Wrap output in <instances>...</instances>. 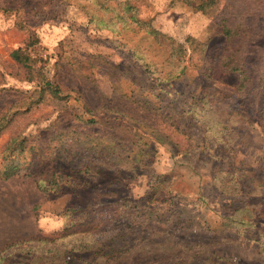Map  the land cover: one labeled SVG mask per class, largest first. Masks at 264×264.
Returning a JSON list of instances; mask_svg holds the SVG:
<instances>
[{
    "label": "rangeland",
    "instance_id": "obj_1",
    "mask_svg": "<svg viewBox=\"0 0 264 264\" xmlns=\"http://www.w3.org/2000/svg\"><path fill=\"white\" fill-rule=\"evenodd\" d=\"M125 1L143 25L120 17ZM202 1L0 0V117L13 116L0 155L19 137L26 162L47 156L74 168L66 150L81 133L131 147L133 124L111 123L115 112L150 131L148 146L142 140L124 153L136 158L144 148V163L103 167L94 188L68 183L53 193L25 173L0 176V264H264L262 99L256 88L243 95L237 73L203 76L190 43L220 58L225 0L199 10ZM172 41L185 62L169 53ZM18 49L24 63L12 57ZM251 49L259 62L264 39ZM158 78L170 82L168 92ZM47 82L61 99L41 98ZM93 114L96 123L80 119ZM226 114L236 130H224ZM70 175L74 182L78 174Z\"/></svg>",
    "mask_w": 264,
    "mask_h": 264
},
{
    "label": "trees",
    "instance_id": "obj_2",
    "mask_svg": "<svg viewBox=\"0 0 264 264\" xmlns=\"http://www.w3.org/2000/svg\"><path fill=\"white\" fill-rule=\"evenodd\" d=\"M215 1L216 0H204L202 1L203 3L198 6V9H202L205 3L209 4ZM238 3L243 5L241 6L242 8L236 6ZM120 6L123 11V13H120V17L125 22L130 19L138 25H143L137 17L138 7L135 4L125 1L120 4ZM218 17L217 24L221 27L220 33L223 34L225 38L223 54L219 59L217 58V60H215L206 53V43L200 41H193L190 43V49L193 53H198L199 55L200 71H203V76L207 75V71L211 72L207 75L208 79L212 77L213 73H217L219 70L237 73L240 78L239 89L243 92V95L249 94L250 92L253 93V89L256 88V95L262 99L258 108V113L261 118H264V58H261L259 62L254 61V55L258 53L251 49L255 41L261 38L264 39V0H252L251 4H249L248 0H225ZM148 31L152 36L154 35L162 39L163 42L169 40L149 26ZM169 48L171 49L169 53L179 59L178 63L185 62L187 56H189L186 54V50L183 49L182 45L175 44L174 41H172ZM195 54L191 55L190 59H192ZM12 57L18 63H24L27 60V57L22 54L20 49L15 50L12 53ZM185 69L186 65L177 68L176 72L178 75H181ZM167 80L171 82L173 81V77ZM158 81V85L164 87L163 90L168 92L170 82L163 83L160 78H158ZM165 83H167V85H164ZM41 92L44 94L41 98H45L47 96L46 94H49L48 96L51 99H61L60 89L49 82L45 84ZM206 97H208L207 94L200 97V100L197 102H203ZM38 102L39 101L36 103ZM132 103L138 104L137 100L134 99ZM222 115H224V112H222ZM113 116L111 123H115L117 126L120 125L127 128L128 124H133L130 128H127L128 134L131 135L132 139L130 144L131 147L128 145L122 146L121 143H117L115 147V145L112 144L114 138L110 137L112 136L110 134L108 136L109 138L105 139L94 138V135H92L93 133L90 134V132H86L85 134L81 133L79 134V138H72L71 151L69 147L66 150L68 160L72 159L71 162L78 160L75 166L76 168H71L64 167L62 162L58 163L56 160H50L46 163L48 159L47 156H42L41 159L37 163L34 162V164V160L26 162L27 154L25 156V151L27 147L25 146V140L16 137L10 142L11 145L9 146V150H7L8 152L0 155V159L7 161L4 165L0 164V176L7 178L16 174L21 175L25 173V176L35 177L36 183L38 185L40 184L43 189L56 193L68 183H72L76 187L94 188L98 180L104 178L105 169L103 167H121L125 170H132L134 166L144 163V159L150 156V152H147L143 148L135 154L136 158L124 156V153L133 148L138 149L142 140L145 141L143 145L148 146V139H150L148 133L150 131L141 128V126H135V119L129 118V116L124 113L115 112ZM224 117L226 118V122L223 124L224 130H236V125L231 122V115L226 114ZM80 119L90 124L96 123L98 118L93 114V116L88 119L81 117ZM12 120L13 116L8 118L7 114L0 117V135L10 125ZM118 142H121V140H118ZM226 143V141H223L224 145H226ZM14 149L17 150L16 153L12 152ZM34 154L32 152V155ZM74 172L78 174V176L74 182H71L70 173ZM259 182L264 183V180ZM209 264L235 263H230L229 259L225 258H214Z\"/></svg>",
    "mask_w": 264,
    "mask_h": 264
}]
</instances>
